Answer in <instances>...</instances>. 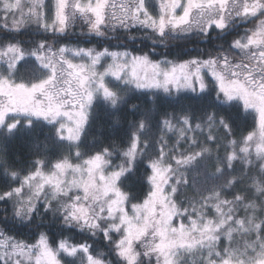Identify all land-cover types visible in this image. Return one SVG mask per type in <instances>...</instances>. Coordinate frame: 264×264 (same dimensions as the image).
Here are the masks:
<instances>
[{
	"label": "snow or ice",
	"instance_id": "1",
	"mask_svg": "<svg viewBox=\"0 0 264 264\" xmlns=\"http://www.w3.org/2000/svg\"><path fill=\"white\" fill-rule=\"evenodd\" d=\"M155 2L159 11L154 14L152 0H121L119 4L114 0H2L0 28L19 32L35 26L63 34L80 22L97 36H108L118 29H143L153 43L165 45L170 34L197 32L206 37L213 28L222 33L235 22L247 21L255 28L245 29L231 42L229 50L240 53L238 62L225 52L176 61L155 60L148 53L127 49L97 50L45 40L32 47L19 41L0 43V131L10 135L22 119L28 127L43 119L56 126L57 139L78 144L97 95L114 106L119 99L106 78L135 90L179 94L184 90L204 92L210 76L218 86V99L229 102L239 98L245 111L253 110L259 117L258 131L242 136L238 149L237 140L231 139V124L219 118L229 138V150L216 173L223 172L225 166L231 171L234 162L241 159L240 153L247 155L253 147L256 155L264 158V0ZM29 57L36 61L34 69L42 73L39 78L24 77L25 71L33 70L23 63ZM158 111L154 103L137 122V130L131 132L123 156L132 167L116 165V170H111L108 147L77 165L58 162L48 166L34 161L35 167L27 173H11L19 183L0 189V201L10 200L12 215L24 221L31 220L38 205H43L44 210L60 215L66 225L102 234L122 264H183L188 255H197L200 264H264V219L242 214L250 205L238 190L237 177L222 190L199 193L198 199L180 201L177 195L181 186L189 183L181 168L195 166L211 153L188 133L201 129L197 121H214L216 113L194 120L189 112L157 116ZM154 116L155 130L151 125ZM145 130L155 136L156 148L150 155H146L150 141L142 135ZM169 132L179 135L174 148L165 140ZM181 140L190 151H178ZM207 141L216 143L217 138L209 134ZM76 156L79 159V153ZM137 157H143L151 169L149 193L139 203L119 187L121 178L133 171ZM245 164L251 166L252 161ZM261 171L264 173V164ZM33 240H17L0 228V264H78L80 257L86 258L87 264H112L108 253L93 252L86 242H50L42 231Z\"/></svg>",
	"mask_w": 264,
	"mask_h": 264
},
{
	"label": "trees",
	"instance_id": "2",
	"mask_svg": "<svg viewBox=\"0 0 264 264\" xmlns=\"http://www.w3.org/2000/svg\"><path fill=\"white\" fill-rule=\"evenodd\" d=\"M85 28L86 26L77 22V25L69 32L57 35L51 32H45L42 29L33 30L30 28L24 31L11 32L0 28V43L13 41L17 37L24 39L26 35H29L31 36L30 38H33L34 45L41 40L52 43V40L59 38L60 40L56 44L64 43L65 45H74L77 47H95L98 50L104 47L119 51L127 49L135 53H148L155 60L167 58L170 60L183 61L197 56L207 58L209 53L214 55L218 53L216 46H226L230 48L231 42L238 37V35L235 36V33L237 34L235 29L232 31L227 30V33L219 32V34H217L216 32H211L206 37L199 33V36L195 39L187 37L183 42H181L177 36L170 35V40L165 45L153 43L152 39L147 36V33L143 29L134 28L130 32L118 29L116 37L109 35V37L104 39L103 36L81 32V30H85ZM236 29L241 33L240 28ZM136 33L141 34V40L137 39L135 36ZM121 38L123 39L121 40ZM138 42L141 44L140 48L137 46ZM203 49H205L206 52H204ZM227 50L231 51L229 49ZM32 61L34 60L32 59L28 64H24L28 68L34 69V63ZM26 72L27 71H25V75H31ZM214 94L208 93L198 95L187 93L169 96L158 93L154 96V101L153 95L150 93L132 92L127 95L125 103L116 109L103 110L101 107H98L94 110V115H92L82 135L80 151L89 156L101 151L104 147H108L111 153L115 154L114 161L118 163L122 160L120 156L127 148L131 138V132L137 130V122L154 103L157 109H159L157 116L171 112H189L195 120L196 118H206L207 114L216 113L214 121H207L205 119L202 122H197H200L201 125L212 123L217 132L223 134L224 137L220 136V138H225L228 141L229 138L225 136L223 128L219 124V118L224 117L234 129V136H232L231 139H236L239 143L242 136L253 131L255 127L253 116L244 112L241 107L236 106L234 103L220 101ZM157 116H154L151 121L153 130L157 127ZM45 133L44 129L38 130L30 128L25 130L19 128L10 135L6 132L2 134L1 146H3V149L0 151V189H7L11 186H15L19 182L18 179L14 180L10 177L13 171L23 175L27 173L30 168L35 167L33 162L37 159H42L45 156L53 159L63 157V152L57 149L58 146L54 147L53 145L54 138L51 136L52 132L49 131V135ZM143 136L147 137L150 141L149 150L146 153V155H150L156 148L154 144L155 136L147 130L143 132ZM176 140H178L176 136L172 140H169L175 144L173 148L176 146ZM203 140L204 136L202 137V141ZM203 145L209 147V145L204 142ZM205 160L206 162L203 164V167L200 168L202 171L200 179L202 180L198 189L204 192L206 189H211L213 187H217V190H221V186L225 188L229 183L228 178L231 176V171L225 166L223 177L216 178L215 180L208 175V172H213L214 168L212 167L211 169L210 167L211 160L209 157H205L201 161L203 162ZM122 162L127 164L126 159ZM224 164L225 160L223 158V165ZM237 165L238 163L235 165V168ZM150 172L151 169L146 160L143 157H138L133 171L128 173L122 181L123 191L129 192L134 200L140 201L147 194V183L145 179ZM253 172V170H250V176L253 174L254 177H256L255 174L257 172H254L255 174ZM3 173L8 176H5ZM189 183L191 184L192 182L190 181ZM180 190H182V187ZM186 190H184V193L178 191V196L188 199H193L195 196L199 198V195L192 194L193 189L191 187ZM250 192V194L244 196L246 202L250 205V212L246 214V216L252 217L254 220L264 219V196L262 194H255L252 189ZM227 198L231 199L230 196ZM241 212L243 214V210H241ZM12 213L13 208L11 201H0V228H5L6 235H11L17 240L33 243L35 242L33 239L42 231L49 236L50 242H58L61 239H67L73 243L86 242L92 245L93 252L103 251L108 253L112 260V264H122L115 254L110 252L109 243L103 238L102 234L98 233L97 235H92L88 230L68 226L63 222L60 215H53L51 211L44 210L42 205H38V211L34 213L32 219L28 221H24L12 215ZM52 246L55 247V245Z\"/></svg>",
	"mask_w": 264,
	"mask_h": 264
},
{
	"label": "rangeland",
	"instance_id": "3",
	"mask_svg": "<svg viewBox=\"0 0 264 264\" xmlns=\"http://www.w3.org/2000/svg\"><path fill=\"white\" fill-rule=\"evenodd\" d=\"M46 2L50 3V0H46ZM110 2H113V0H110ZM114 2L119 4L121 2V0H114ZM230 2H231V0H230ZM0 3H2V0H0ZM152 11H153L154 14L159 11L158 4H156L155 0H152ZM178 12H179V10H178ZM76 25H77V23H76ZM235 27L236 28H240L241 33ZM30 28H32L33 30L38 29L35 26H30V27H27V28H25V29H23L21 31H24V30H27V29H30ZM254 28H255V26L253 24H251V21H247V22H235L233 24V26L229 27L227 30H231L232 31V30L235 29L237 31V34L235 33V36L238 35L237 38H239L241 35L244 34L245 29H253L254 30ZM227 30H225L222 33H227ZM81 32H85L86 33L87 32L86 28H85V31L81 30ZM211 32H216L217 34H219V31L216 30L215 28H213V30H211L208 34H210ZM116 33H117V31L115 33H111L110 35H112V37L113 36L116 37V35H117ZM55 35H57V34H55ZM170 35L171 36H177L181 40V42H183V41H185V38H187V37H191L190 39H195L196 37L199 36V33L193 32V33H190V34H170ZM119 36L123 37L122 35H119ZM135 36L137 37L138 40L142 39V36H141L140 33H136ZM30 37L31 36H29V35H26L24 37V39H21V38L17 37L12 42L19 41L23 46L32 47V46H34V42H33V38H30ZM103 37H104V39H106L107 37H109V35L108 36H103ZM237 38H235V39H237ZM122 39L123 38H121V40ZM59 40L60 39L57 38V39L52 40V42L57 43ZM59 44L60 45H65L64 43H59ZM69 46H71V45H69ZM72 46H74V45H72ZM137 46L140 48L141 44L138 42ZM90 48H95V47H90ZM216 48L218 49V52H225L227 55H229V59H233L234 62H238L239 61L240 53H239L238 50L228 51L227 49H229V47H226V46H222V47L216 46ZM110 50H112V49L110 48ZM113 51H116V50H113ZM203 51L206 52L205 49H203ZM32 59L34 60V58L29 57L23 63L28 64L29 61H31ZM161 59H165V58H161ZM161 59H158V60H161ZM34 61H32V62L34 63L33 65H34V68H35L36 61L35 62ZM26 73H30L31 74V75H29V74L25 75L24 74V77H25L26 80L39 78L42 75V73L39 70H37V69H33V71L26 72ZM106 79H108V83L110 84V86L114 87L115 90L117 91L119 99L117 100V103L114 106L111 103L110 100H105L102 95H97V98L95 99V101L93 102V104H92V106H91V108L89 110L88 123H87L86 127L84 128L83 133L85 132V130H86V128H87V126H88V124L90 122V119H91L92 115H94V110L96 108L101 107L103 110L116 109L117 107L122 106L125 103L127 95L132 93V92H138V93L139 92H141V93H145L146 92V93H150L153 96L157 95L158 93H162L164 95H169V96H177V95L187 94V93L188 94H198V95H200V94L204 95V94H208V93H210V94L213 93L214 94L215 93L214 95L216 96V98H218L217 97L218 86L212 80V78L210 76L207 77L208 82H209V87L204 92H199V91L192 92V91L184 90V91H181L179 94H176L175 92H173L171 94H165L163 92L153 93V92H149V91L135 90L134 88H132L130 86H124V85H121V84H117L116 82L112 81L111 78H106ZM219 100L222 101V102L224 101L222 97L219 98ZM227 103H234L236 106L241 107L244 112L252 115L254 120H255V127H254L253 131L254 130L258 131V129H259V121H258L259 117H258L257 113H255L253 110L245 111L244 110V106H243V102L239 98H236V99H234L232 101H229ZM19 128L20 129H25V130H28L30 128L31 129L35 128V129H38V130L39 129H42V130L44 129L45 132H46L45 133L46 135H49L48 134L49 131L52 132L51 136L55 140V141L53 140V145H54V147L58 146L57 149L60 150L61 152H63V157L57 158V159H53L51 157H46L45 156L42 159H37L36 160V161H42L45 165L50 166L51 164H55V163H58V162H60V163L67 162V163H69L71 165H77V164H82L84 160H86V159H88L89 157L92 156V155H89V156L85 155V154L82 153V151H80V142H81V140L77 144V143H73V142H70V141H67V140H59V139H57L56 126L53 125V124L47 123L43 119L34 120V122L32 123V125L30 127L25 126L24 123H23V119H22V123L19 126ZM4 132H6V131H0V151H2V149H3V146H1V145H2V137H3L2 134ZM83 133H82V135H83ZM209 134H211V135H213V136H215L217 138V142L216 143L213 144V143L207 141V136ZM218 134H220V135H218ZM142 135H143V133H142ZM175 136L179 139L178 133L169 132L168 134L165 135V140L168 142V146L169 147L172 146L170 148H173V145H175V144H173L169 140H172L173 138H175ZM188 136L189 137L195 136L196 139L199 141V143L201 145H203V142L206 143L207 145H209V148L211 149V153L209 155H207L206 157H209L210 160H211V163H210L211 169H212V167L215 168V171H214V168H213V172L212 171L208 172L209 177H212L215 180H216V178L223 177V175H224L223 172H221L219 174L216 173V169H217L218 165H223V158L225 157V153L229 150L228 141L225 138H220V136H223V134L221 132L218 133L217 130L213 127L212 123L211 124L206 123L204 125H201V129H196L194 132H189ZM203 136H204V140L202 141V137ZM176 142H177V140L175 141V143ZM180 144H181V147L178 149L179 152H185V151H190L191 150V149L188 148V145L185 144L182 140L180 141ZM236 147L238 149L240 147V144L237 143ZM77 153H79V159H77V156H76ZM240 157H241L240 160H237L236 162H234L233 168L231 170V176L228 178L229 181L234 176L237 177L238 180H239V188H238V190L241 191V193L244 196L250 194L251 193L250 192L251 189L254 191L255 194H257V195H261L262 194L264 196V173H262V171H261V165L264 164V158L258 157L256 155L255 147H253L252 150L250 151V153H248L247 155H245L244 153H240ZM121 158H122V160H120L118 163L115 162L114 161L115 154L112 153L111 160L113 161V163L111 165V170H116V165H124V166H128V167H132L128 163V161H127V164L125 162H122L124 159H126L123 156V153L120 156V159ZM246 160H251L252 161L251 166H248L247 164H245ZM205 162H206V160L203 161V162L200 160L195 166L189 165V166H184V167L181 168V172L184 173V178L187 179L188 182L191 181L192 183L191 184L188 183L187 187L181 186L182 190H180V191H182L184 193V190H186L189 187H191L193 189L192 194L199 195V193H201V191L198 189V187L201 185V180H202V179H200V176L202 174V171H201L200 168L203 167V164ZM136 163H137V160H136L135 164ZM237 163H238V165L235 168V165ZM241 167H242V170H241ZM250 170H253L254 172H257L256 174L253 172L256 175V177H254L253 174L250 176ZM106 171H109V170L106 169ZM126 176H127V174H125V176L122 177L121 180H120L119 187L121 188L122 191H123V189H122V181H123V179ZM147 177L145 179L146 183H147V187H146L147 194L144 196V198H146V196L149 193V189H150V185H149V182L147 180ZM171 182L172 181H170L169 183H171ZM225 183H226V181H225ZM228 184L226 185V187L228 186ZM257 188L259 189V191H257ZM211 189L217 190L218 188L217 187H213ZM222 189H224V187L221 186V190ZM167 190L168 189L166 187L165 191L167 192ZM207 190H209V189H206L204 192H206ZM124 192H126V191H124ZM177 195H178V193H177ZM144 198H142L140 201H133V202L139 203ZM173 198L175 199V197H173ZM194 198L198 199L197 196H195ZM186 199H188V198L183 197V198H180V201H183V200H186ZM180 201H177V203H179ZM185 206H187V205H185ZM42 207H43V205H42ZM128 211H129V214H131L130 206L128 207ZM249 212H250V208L248 207L246 212L243 211V215H246ZM253 214L255 215L254 212H253ZM212 215H213V213L209 212V216H212ZM184 222L187 224V220H185ZM173 223L174 224L176 223L175 219H174ZM74 228H78V227H74ZM78 229H80V228H78ZM249 238H251V237H249ZM240 239L241 238L239 236H237V240L240 241ZM68 241L70 243H73L70 240H68ZM78 264H87L86 258L80 257L79 261H78ZM183 264H200V259H199V257L197 255H188V256L184 257Z\"/></svg>",
	"mask_w": 264,
	"mask_h": 264
}]
</instances>
